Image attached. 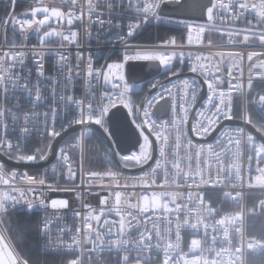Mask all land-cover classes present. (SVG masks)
I'll return each mask as SVG.
<instances>
[{"label":"snow or ice","instance_id":"1","mask_svg":"<svg viewBox=\"0 0 264 264\" xmlns=\"http://www.w3.org/2000/svg\"><path fill=\"white\" fill-rule=\"evenodd\" d=\"M16 4L9 0L10 11L0 19V156L7 158L0 160V225L22 204L45 213L40 232L50 236V210L57 221L63 219L59 213L72 210L80 223L74 230L58 227L51 246L62 257L60 264H104L101 253H116L117 264H264V240L245 241L246 214L255 215L256 207L245 210L243 204L245 192H264V0H59V6L32 0L23 13L15 12ZM168 5L177 13L198 15H172L164 12ZM153 21L183 27L155 45L129 43ZM94 24L98 42L101 30H116L108 39L121 42L122 59L108 63V57L96 67L92 53L82 51L81 32L91 40ZM30 32L37 34L39 48H28ZM213 33L226 35L233 47H254L250 42L258 41L260 50L204 51L222 47L206 37ZM54 43L59 50L51 48ZM193 44L200 48L185 50ZM72 45L74 65L72 53L65 54ZM45 49L56 55L62 79L45 75ZM29 55L35 81L26 67ZM132 61L154 64L164 78L150 81V91L140 100L133 98L138 85L130 82L132 68L125 71ZM80 78L87 99L70 94ZM125 109L130 132L122 139L114 121ZM89 141L107 145L102 156L89 155ZM245 149L246 167L241 164ZM86 160L90 169L100 160L103 170L86 172ZM8 161L47 167L33 175L10 168ZM127 169L137 175H125ZM97 182L109 194L93 207L84 197ZM223 189H230L224 199L240 209L234 214L220 215L205 198L206 192ZM53 192L71 194L84 211L75 210L68 199L51 198ZM258 207L264 216V199ZM112 214L119 219H109ZM218 215L214 223L207 222ZM7 231L0 227V264H39L16 251Z\"/></svg>","mask_w":264,"mask_h":264},{"label":"built area","instance_id":"2","mask_svg":"<svg viewBox=\"0 0 264 264\" xmlns=\"http://www.w3.org/2000/svg\"><path fill=\"white\" fill-rule=\"evenodd\" d=\"M47 3L50 4H54L55 6H59V0H46ZM8 3L9 0H0V6L2 7V13L0 16V19L5 18L10 9L8 7ZM32 4V0H17V4L15 6V12L16 13H23L25 11H27L30 7V5ZM106 11V9H101ZM114 11H123V9H114ZM127 15H132V13H127ZM249 19H251L252 17L249 16ZM255 22V21H253ZM152 24H157V22L153 21ZM170 25H174L177 27L182 28L183 26H178L175 24H170ZM238 26H243L241 24V22H237ZM107 27V26H106ZM2 29H0V33H2ZM115 29H112L110 32L109 31H104L101 30V35L99 37V42L97 41L96 38V32H97V26L94 24L91 27V33H92V38L91 40H87L83 33L81 32V35L79 37V39L82 41V51H84L85 54L91 52L92 55L95 58V66L96 67H100L101 65H104L106 63V58L111 57V59H107L108 63L117 61L118 59H122V54L124 51L123 45L121 44L120 41L116 40V39H112L111 41H109V37L113 35V33L115 32ZM124 32L127 31V29H123ZM169 36H173L169 35ZM169 36L163 38V39H167ZM8 37L9 40H11L12 38V30L11 27L8 28ZM206 37L211 38L213 41L214 45L217 46H222V47H216V48H212V49H204V51H225L226 53L231 51V52H235V51H242L245 54L247 53V51H259V47H258V41H251L250 43L252 45H255L254 47H233L231 45L227 44V36L223 35L221 36L220 33H213L210 35L206 34ZM242 40V37L240 38ZM0 40H2V35H0ZM16 40L17 42H19L21 40L20 34L19 32H17L16 34ZM160 42V40L158 41H154V42H141V41H137L134 40L133 38H129V43L131 44H140V45H146V46H151V45H155L158 44ZM206 43V41H205ZM37 46V48H39V42H38V37L37 34L34 32H30L29 33V38L27 40V46L28 48H31L32 46ZM238 45H239V41H238ZM52 49H56L59 50V45L58 44H52L51 45ZM200 48L199 45L193 44V46L191 48H186V51H196ZM45 55H44V71H45V75L47 76H53V77H57L59 79H62V75L61 72L56 64V55L53 54V52L49 51L48 49H45ZM68 52L72 53V59H71V63L74 65L75 64V52H76V47L75 45L70 46L68 49L65 50V54H67ZM227 63V61H226ZM247 66H248V61L245 59L244 61V68H245V75H247ZM26 67L31 68L32 69V80L35 81L36 79V70H35V66L32 62V57L31 55L28 56L27 60H26ZM65 72L67 71V69L64 70ZM224 71L226 73V67L224 68ZM185 72H187V69H185ZM155 78H159V79H164L163 77H158V74L149 76L143 80H140L138 82H131L134 85H138V87H134L133 88V98L136 100H139L141 98V96L143 95L144 92H146L149 89V82L154 80ZM22 82V81H21ZM45 83H47V81H45ZM84 79L80 78V79H74V84L75 86L72 88L71 93L72 95H74L75 98L77 99H87L86 96V89L84 87ZM255 86L257 89L260 88V84L258 82H254ZM206 88L207 85H205L204 91L206 92ZM103 88L100 89H96L97 92L99 91H103ZM175 91V90H174ZM45 95H47V91L45 90ZM255 95V93H254ZM14 102V101H13ZM43 110V109H41ZM126 110V109H125ZM127 111V110H126ZM254 117H255V113L253 112ZM169 117L167 115L161 116V119H168ZM240 126H244L243 121H240V123L238 124ZM57 130H59V127H57ZM77 131H79V129H77ZM34 136L36 135L35 133L33 134ZM197 141H203L202 137H196ZM210 142V141H209ZM33 143H35V141H33ZM44 143V140H43ZM48 143V140L45 141V144ZM89 146L92 149L91 152L89 153L90 156L92 157H96L97 154H99L100 156L103 155L105 147L102 146L99 143H94L93 141H89ZM29 147H31V145H29ZM247 152L246 149L243 150V155L241 158V164L242 166L246 167L247 166ZM0 160H2L0 158ZM228 161H226L227 163ZM102 162L100 160H96L94 161L95 166L93 168L90 169L89 167V162L86 160L85 164H84V170L87 172L89 170H103L102 168H100V164ZM255 165L253 164V167ZM10 168H19L20 171H28L29 174H33V175H38L42 169L44 167H47V165H43L41 167L35 168V169H27L24 167H17V166H10ZM125 175H129V176H135L137 175L136 173H125ZM86 179V178H85ZM76 183L79 184L80 183V177L78 174ZM61 185L65 186L63 181H61ZM85 187H87V183H85ZM225 191H230V189H223V190H219V191H212V192H206L205 193V198L206 200H208L213 207H216L220 210V215H224V214H234L236 211H239L240 209L237 208L235 206V204L229 199V200H225L224 199V192ZM92 194H85L84 200L85 202L91 203L93 207H99V199L101 196H105L108 195L109 192L107 189L103 188L99 182H97L92 190H91ZM249 193H257L259 194V196L255 199V203H254V207H256V216H258L264 226V216H262L260 214L261 210L258 207V201L260 199H264V192L257 190H253L251 192H245L244 194V199H243V204L245 207V202H246V197ZM48 195L51 198H61V199H68L70 201V203L73 205V208L75 210H80V211H84L81 208V204L78 201H75L73 196L69 193H65V192H53V193H48ZM134 202V201H133ZM246 210V208H245ZM11 212V211H10ZM13 212H27V213H31L34 212L37 214V218H38V229H37V234H38V239H39V246L42 250H45V245H50L49 250L51 251V246H54L57 242V237H58V232H57V228L58 227H70L73 230L75 229L76 225L78 223H80V218L79 217H73V213L72 210H64L61 213H59V215L61 217H63V219H60L59 221H57L56 217L57 214L54 211L49 212V218L53 220V223L51 224L50 228H51V232H50V236L49 235H44L40 232V229L42 227L41 225V220L43 219L45 213L43 211H28L26 209L25 206L18 205L16 207V210H14ZM249 214V213H247ZM246 214V215H247ZM219 215L216 216L215 218H210L207 222L209 223H214V219H218ZM109 219H113V220H118L119 218L116 217L114 214H112ZM95 226V224H94ZM160 226L163 227V221L160 222ZM0 227H3V225H0ZM148 227H151V223L148 224ZM213 233H211V229L209 230V236H211ZM6 235V233H5ZM137 235L136 232L132 233V237L135 238ZM255 237L252 235H248L246 234L245 231V241L247 242L248 239ZM63 239L65 241L69 240V234L66 232L63 236ZM190 235L185 234V240L190 242ZM255 239H258L257 237H255ZM155 242V241H153ZM209 243H211L210 239H209ZM246 247V244H245ZM185 251H187V247L184 248ZM250 251V250H249ZM133 256L135 255V253L132 254ZM101 256L104 258V264H117V254L116 253H110V254H105V253H101ZM153 256H155V253H153ZM162 256V254H161ZM71 258V257H69ZM153 264H156V262L154 261Z\"/></svg>","mask_w":264,"mask_h":264},{"label":"trees","instance_id":"3","mask_svg":"<svg viewBox=\"0 0 264 264\" xmlns=\"http://www.w3.org/2000/svg\"><path fill=\"white\" fill-rule=\"evenodd\" d=\"M2 7L0 6V16ZM182 28L170 24H146L134 36V40L141 42H154L161 40L169 35H177ZM238 103V102H237ZM254 122L259 123L254 117ZM47 139H44V143ZM259 196L257 193H249L246 197L245 208L254 207L255 199ZM3 227L7 228L6 235L9 242L15 246L16 251L24 258L30 261H38L39 264H60L61 256L50 251H44L39 246L37 234L38 218L34 212H9L4 217ZM246 234L264 240V226L260 218L251 213L246 215L245 224Z\"/></svg>","mask_w":264,"mask_h":264},{"label":"water","instance_id":"4","mask_svg":"<svg viewBox=\"0 0 264 264\" xmlns=\"http://www.w3.org/2000/svg\"><path fill=\"white\" fill-rule=\"evenodd\" d=\"M191 2V0H190ZM200 3H207V0H199ZM164 12L166 13H169V14H172V15H179L183 18H194L195 16L198 15V13H191V12H183V13H177L176 10L174 9V6L172 5H168L167 7L164 8ZM132 68V73H133V79L130 81V82H138L140 80H143L149 76H152V75H155L157 74L156 71H155V65L154 64H151L149 62H145V61H132V62H129L128 65H126L125 67V71H126V74L129 70V68ZM186 75H189L191 76L192 74L191 73H188V72H185ZM204 88H205V85L203 86L202 88V91H204ZM150 90H147L146 92L143 93V95L141 96L140 99H142ZM139 99V100H140ZM126 114V110H122L121 112H119L117 114V118L116 120L114 121L115 123V126L117 127L118 129V132H119V135L121 136V138H126L130 132V129L128 127V122H126L124 120V115ZM161 116H164V115H161ZM237 124L240 123V120L237 119L236 121ZM248 129L249 130H252L254 132V130L251 128V126H248ZM255 134V132H254ZM105 148L107 147V145H103ZM0 158L2 160H6L7 158L6 157H3V156H0ZM8 164L10 166H17V167H24V168H27V169H35V168H38V167H41L44 164V162H39V165L38 166H32V165H18L16 164L15 161H8ZM125 173H136L135 169H127L125 170Z\"/></svg>","mask_w":264,"mask_h":264}]
</instances>
